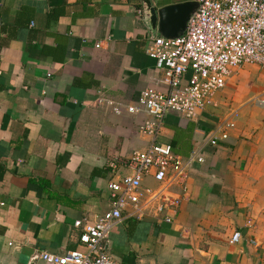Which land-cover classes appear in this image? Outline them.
I'll return each mask as SVG.
<instances>
[{"label": "crops", "instance_id": "crops-1", "mask_svg": "<svg viewBox=\"0 0 264 264\" xmlns=\"http://www.w3.org/2000/svg\"><path fill=\"white\" fill-rule=\"evenodd\" d=\"M139 10L141 0H0V264L84 251L82 225L111 209L109 183L130 172L110 162L152 143L140 132L152 117L126 111L147 88L167 91L146 55L150 36H164ZM225 122L235 124L228 139L206 145ZM158 141L182 157L205 145V162L167 212L172 223L126 219L109 232L108 254L120 264H264V67L236 68L194 120L170 113ZM144 186L158 184L149 175Z\"/></svg>", "mask_w": 264, "mask_h": 264}, {"label": "built area", "instance_id": "built-area-1", "mask_svg": "<svg viewBox=\"0 0 264 264\" xmlns=\"http://www.w3.org/2000/svg\"><path fill=\"white\" fill-rule=\"evenodd\" d=\"M198 4L180 36H150L148 40L146 55L156 61L162 73L156 82L167 91L147 88L135 105L126 106V111L152 117L143 123L140 132L153 141L147 149L135 150L125 161L110 162L113 171L120 162L130 172L109 183L111 209L97 221L82 225L80 242L85 250L63 255L42 252L35 259L47 264H120L106 250L109 232L116 224L163 214L166 223L174 221L167 212H177L188 194L189 173L196 164L205 162V145L182 157L171 145L159 142L168 115L174 112L194 120L199 112L215 105L216 96L236 68L264 67V0H198ZM138 14L143 17L142 10ZM103 43L98 42L96 48H102ZM101 103H107L118 115L123 113L113 100ZM234 127L233 122L220 123L206 145L216 147L219 141L227 140ZM149 175L157 188L144 186ZM175 185L181 186L183 197L173 193ZM240 238L241 232L236 230L231 242L237 243Z\"/></svg>", "mask_w": 264, "mask_h": 264}, {"label": "water", "instance_id": "water-1", "mask_svg": "<svg viewBox=\"0 0 264 264\" xmlns=\"http://www.w3.org/2000/svg\"><path fill=\"white\" fill-rule=\"evenodd\" d=\"M141 1L144 21L152 32L159 31L164 37L172 39L185 31L188 20L199 6L193 1L158 8L152 0Z\"/></svg>", "mask_w": 264, "mask_h": 264}]
</instances>
